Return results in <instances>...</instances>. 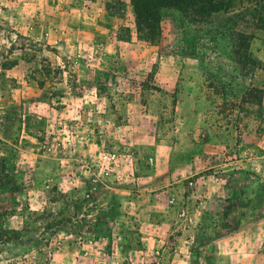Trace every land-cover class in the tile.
Masks as SVG:
<instances>
[{"label":"rangeland","instance_id":"374dc122","mask_svg":"<svg viewBox=\"0 0 264 264\" xmlns=\"http://www.w3.org/2000/svg\"><path fill=\"white\" fill-rule=\"evenodd\" d=\"M211 20L0 0V264H264V34Z\"/></svg>","mask_w":264,"mask_h":264},{"label":"trees","instance_id":"16d2710c","mask_svg":"<svg viewBox=\"0 0 264 264\" xmlns=\"http://www.w3.org/2000/svg\"><path fill=\"white\" fill-rule=\"evenodd\" d=\"M138 37L157 42L164 17L176 13L193 25L211 24V18L230 14L234 22L231 29L234 55L243 68L254 65L250 57V42L257 33L264 34V0H130Z\"/></svg>","mask_w":264,"mask_h":264},{"label":"crops","instance_id":"0c3cea01","mask_svg":"<svg viewBox=\"0 0 264 264\" xmlns=\"http://www.w3.org/2000/svg\"><path fill=\"white\" fill-rule=\"evenodd\" d=\"M122 2H123V5H124V6H127V5L130 4V0H122ZM99 3H101V2L99 1ZM101 4H103V3H101ZM104 8H105V6H104ZM102 14H103V13H102Z\"/></svg>","mask_w":264,"mask_h":264}]
</instances>
